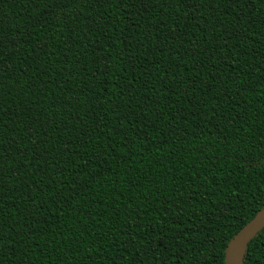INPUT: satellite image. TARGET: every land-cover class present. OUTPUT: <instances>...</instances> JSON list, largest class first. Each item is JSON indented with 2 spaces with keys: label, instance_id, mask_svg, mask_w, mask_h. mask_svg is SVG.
<instances>
[{
  "label": "trees",
  "instance_id": "trees-1",
  "mask_svg": "<svg viewBox=\"0 0 264 264\" xmlns=\"http://www.w3.org/2000/svg\"><path fill=\"white\" fill-rule=\"evenodd\" d=\"M263 208L264 0H0V264H225Z\"/></svg>",
  "mask_w": 264,
  "mask_h": 264
},
{
  "label": "water",
  "instance_id": "water-1",
  "mask_svg": "<svg viewBox=\"0 0 264 264\" xmlns=\"http://www.w3.org/2000/svg\"><path fill=\"white\" fill-rule=\"evenodd\" d=\"M263 230L264 208L228 244L225 251V264H243L248 245Z\"/></svg>",
  "mask_w": 264,
  "mask_h": 264
}]
</instances>
